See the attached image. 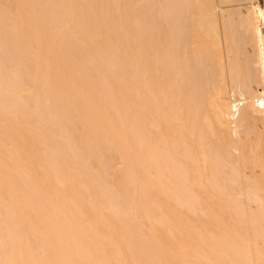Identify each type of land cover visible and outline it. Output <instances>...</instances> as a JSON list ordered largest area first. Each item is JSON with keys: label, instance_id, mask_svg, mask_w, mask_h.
I'll use <instances>...</instances> for the list:
<instances>
[{"label": "bare ground", "instance_id": "6f19581e", "mask_svg": "<svg viewBox=\"0 0 264 264\" xmlns=\"http://www.w3.org/2000/svg\"><path fill=\"white\" fill-rule=\"evenodd\" d=\"M241 1L229 24L227 0H0L2 264H264V1Z\"/></svg>", "mask_w": 264, "mask_h": 264}, {"label": "rangeland", "instance_id": "374dc122", "mask_svg": "<svg viewBox=\"0 0 264 264\" xmlns=\"http://www.w3.org/2000/svg\"><path fill=\"white\" fill-rule=\"evenodd\" d=\"M140 1H141V0H140ZM225 1H226V0H225ZM228 1H229V0H227V3H225V5H224V4H222V6L220 5L219 9H217L218 6H217V4H215V5H216L215 7H217V8H216V15H220L221 11H224L226 14L228 13L229 16H232V18H233V20L229 21V24H231V23L234 24V22H237V21H238L237 11L240 10V9L242 10V7L244 8V7H246V6H241L242 3H243L241 0H237V1H238V4H236V3H237L236 0H230V1H229L230 3H228ZM240 2H242V3H240ZM138 3H139V2H138ZM142 3H144V2H140L139 4H142ZM226 4H227V5H226ZM260 6H262V5H260ZM237 8H238V9H237ZM225 10H226V11H225ZM236 10H237V11H236ZM238 12H239V11H238ZM255 12L258 14V13L260 12V9H259L258 7H256V8H255ZM230 14H231V15H230ZM230 18H231V17H230ZM157 19H158V18H157ZM234 20H235V21H234ZM157 21H158V20H157ZM0 51H2V50H1V47H0ZM239 54H240V53H238V52H237V54H232V57H233V58H238V62H237V64H241V63H242L241 65H243V62H244V61H243V60H244L243 58L245 57V55L243 54V56H242V53H241L240 55H239ZM0 57H1V55H0ZM262 60H264V57H262ZM237 64H236V65H237ZM176 65H177V66H176ZM239 66H240V65H238L237 67H239ZM244 66H245V65H244ZM244 66H241V68H239V69H240V70H241V69L243 70ZM176 67H178V62L175 64V69H176ZM242 70H241V71H242ZM244 70H245V69H244ZM177 71H178V70H174L173 72H176V73H177ZM0 74H1L2 76H3V74H7V76L9 75V73H7V72H1V71H0ZM173 74H174V73H173ZM1 75H0V76H1ZM174 75H175V74H174ZM242 75H243V73H242ZM244 75H245V74H244ZM5 76H6V75H5ZM240 78H242V77H241V73H240ZM243 78H244V77H243ZM0 79L2 80V79H4V77H3V78H0ZM5 79H7V77H6ZM6 82H7V80H6ZM0 83H1V81H0ZM2 83H4V80H3ZM176 87H178L177 84H176V86L174 87V89H176ZM0 95H1V93H0ZM174 95H175V94H174ZM0 99H3V98L0 97ZM2 101H3V102H2ZM2 101H1L2 104H1V102H0V104H1V105H4L3 103H6V102H5L4 100H2ZM7 103H8V102H7ZM4 106H6V105H4ZM9 106H11V104H10ZM9 106H7V107H9ZM0 107H3V106H0ZM4 108H5V107H4ZM9 108H11V107H9ZM261 120H262V119H261ZM261 120H260V121H259L258 119H257V121L255 120L256 122H254V123H255L254 127L256 126V124H257L258 122H260L259 125H260L261 127H264V123H263L264 120H263V121H261ZM261 122H262V123H261ZM259 125H257V128L255 127V129L257 130V132H255V133H259L258 136H260V138L262 139V136H263V134H264V132H263L264 130L261 129V128H260V130H259V127H260ZM262 125H263V126H262ZM255 129H254V130H255ZM262 130H263V131H262ZM261 131H262L263 133L260 134ZM255 133H254V134L251 133L250 136H251V135H252V136L254 135L253 138L256 139L257 135H256ZM252 136H251V140H252ZM255 136H256V137H255ZM235 137H236V136H235ZM235 137H234V139H235L234 141H236V138H237V137H236V138H235ZM258 138H259V137H257L256 140H258ZM260 138H259V139H260ZM263 138H264V137H263ZM166 140H167V139H166ZM168 140H169V139H168ZM168 140H167V141H168ZM170 140H171V138H170ZM170 140H169V141H170ZM256 140H255V142H257ZM166 143H168V142H166ZM168 144H169V147L172 149V147H171V146H172V145H171L172 142H171V144H170V143H168ZM253 144H254V143H253V141H252V146H251L252 148H253ZM255 144H256V143H255ZM170 145H171V146H170ZM165 147H167V146H165ZM166 150H167V149H166ZM166 150H165V151H166ZM168 150H169V148H168ZM168 150H167V151H168ZM253 150H254V149H253ZM255 150H256V148H255ZM169 151H170V150H169ZM169 151H168V152H169ZM171 151H172V150H171ZM174 152H175V151H174ZM231 152H233V151H231ZM234 152H235V151H234ZM234 152H233V154H234ZM166 153H167V152H166ZM236 153H237V154H236L237 157L241 154V153L238 152V151H236ZM238 153H239V154H238ZM167 154H169V153H167ZM172 154H174V153H171V154H170V155H171V159H170V157H169L168 159H170V160L173 159V156H175V155L172 156ZM178 155H181V154H177V156H178ZM230 155H232V153H231ZM177 156H176V157H177ZM164 157H166V156L164 155ZM182 157H183V156H181V157H177V158H178V159H180V158L182 159ZM231 157L234 159L235 156H231ZM166 158H167V157H166ZM177 158H176V159H177ZM235 158H236V157H235ZM164 159H165V158H164ZM168 159H167V162H168ZM174 159H175V158H174ZM174 159H173V162H174ZM178 159H177L176 161H179ZM236 159H237V158H236ZM176 161H175V162H176ZM175 162H174V163H175ZM183 162H185L184 164H187V163H186V160L183 159L182 162L180 161V163H182V164H181L182 167L184 166ZM176 163H178V162H176ZM166 164H167V163H166ZM166 164H165L166 171H167L168 169L170 170V169L173 168V167H172V168H167L168 165H166ZM169 164L171 165L170 161H169ZM175 165H176V164H175ZM181 166L179 165V167H181ZM169 167H170V166H169ZM175 167H176V166H175ZM179 167H177V169H176V168H173L174 170H172V171H167V172H166V173H167L166 177H167V178L170 177V179H171L173 176H169V174H171V173L174 174V172H175V174H176L177 171H175V170H181V169H179ZM182 167H181V168H182ZM182 169H184V168H182ZM225 170H226V168H225V169H224V168L222 169V171H225ZM227 170H228V169H227ZM244 170L247 171L248 169H244ZM222 171H221V172H222ZM169 172H171V173H169ZM180 172H183V173L185 174V172L188 173V172H190V171H187V170H186V171H183V170H181ZM221 172H219V175H220V174H226V171H225V172H222V173H221ZM168 173H169V174H168ZM183 173H182V174H183ZM187 173H186V175H187ZM182 174H181V176H184V174H183V175H182ZM191 174H192V170H191ZM191 174L189 173L188 176H190ZM171 175H172V174H171ZM193 175H194V174H193ZM241 175H242V174H241ZM188 176H187V178H188V179L190 178V180H189V181H190V184H191L192 182L194 183L195 181H192V182H191V179H192L191 176H190V177H188ZM244 176L247 177V173L244 174L243 177H244ZM222 177H224V175H223ZM183 178H186V176L182 177V179H183ZM194 178H195V177H194ZM168 179H169V178H168ZM188 179H187V181H188ZM194 180H195V179H194ZM182 181L184 182V185H185V183H186L185 180H182ZM187 183H188V182H187ZM228 183H229V182H228ZM190 184H189V185H190ZM181 185H182V183H181ZM181 185H179V186H181ZM179 186H178V187H179ZM191 186H193V184H192ZM191 186H190L189 188H191ZM196 186H197V184H196ZM178 187H177V190L179 189ZM197 187H198V186H197ZM197 187H196L195 189H194L193 187H192L193 189L191 188L193 191L195 190L194 193H193V195L195 194L196 189L198 190ZM184 188H185V187H184ZM189 188H188V190H189ZM180 190H182V187H181ZM183 190H184V189H183ZM186 190H187V189H186ZM192 190H191V191H192ZM189 191H190V190H189ZM187 192H188V191H187ZM180 193H181V192L179 191V195H180ZM182 193H183V191H182ZM196 194L198 195L197 192H196ZM190 195H191V193H190ZM182 196H184V195H181V197H180L181 199H182ZM185 196H186V194H185ZM195 196H196V195H195ZM108 197H110V196H108ZM111 198H112V196H111ZM184 198H185V197H184ZM187 198H188V197H187ZM187 198H186V201L188 200ZM190 198H191V197H190ZM192 198H193V197H192ZM192 198H191V199H192ZM181 199H180V200H181ZM182 200H183V199H182ZM194 200H195V199H194ZM187 202L189 203V201H187ZM192 202H193V201H192ZM196 202H197V201H196ZM196 202H195V203H196ZM184 203H185V202H184ZM195 203H194V204H195ZM191 204H192V203H191ZM191 204H189V205H191ZM187 205H188V204H187ZM193 206H194V205H193ZM190 207H192V206H190ZM198 207H199V206H198ZM198 207H195L193 210L197 209ZM186 208H187V209H186ZM185 209H186V210H185ZM185 209H184L185 212L188 213L187 215H188L189 217H191V218H194L195 216L198 215V212H196V211L193 212V210H191L193 213H192L191 211L188 212L187 210H190V209H191V208H188V206L185 207ZM191 213H192L193 215H194V213H197V214H196L195 216L192 217V215H190ZM0 234H1V233H0ZM0 263L2 264L1 261H0Z\"/></svg>", "mask_w": 264, "mask_h": 264}, {"label": "built area", "instance_id": "2783aa9c", "mask_svg": "<svg viewBox=\"0 0 264 264\" xmlns=\"http://www.w3.org/2000/svg\"><path fill=\"white\" fill-rule=\"evenodd\" d=\"M263 1L264 0H254L255 4H257L259 6L263 3ZM259 32H260V35L262 36V38L264 39V20H261L259 23ZM263 98H264V93H263ZM233 101L234 102L232 105V113H234L236 115L238 112V109L241 107V104H240V100H238V98H234ZM259 106H260V108H262L263 103H260Z\"/></svg>", "mask_w": 264, "mask_h": 264}]
</instances>
